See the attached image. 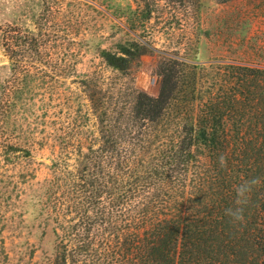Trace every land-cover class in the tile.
<instances>
[{"label":"trees","instance_id":"trees-1","mask_svg":"<svg viewBox=\"0 0 264 264\" xmlns=\"http://www.w3.org/2000/svg\"><path fill=\"white\" fill-rule=\"evenodd\" d=\"M140 16L151 18L149 5ZM132 17L125 24L136 31ZM116 48L100 56L122 73L149 51L128 40ZM158 69V95L136 91L123 106L84 78L98 135L83 142L73 127L54 141L47 191L24 169L32 152L23 135L9 129L0 138V264H23L8 244L14 224L51 232L52 249L36 264H264V69L227 65L231 80L206 91L198 88L203 66L168 58ZM25 97L1 98L0 133ZM18 165L15 176L2 170ZM252 179L259 183L245 221L233 224L225 210L236 206V186Z\"/></svg>","mask_w":264,"mask_h":264},{"label":"rangeland","instance_id":"rangeland-1","mask_svg":"<svg viewBox=\"0 0 264 264\" xmlns=\"http://www.w3.org/2000/svg\"><path fill=\"white\" fill-rule=\"evenodd\" d=\"M148 5L152 16L144 21L141 11ZM130 16L136 31L125 24ZM15 37L28 43L19 46ZM126 40L142 42L149 51L126 72H115L100 52H116V44ZM168 58L203 66L197 70L203 90L231 80V73L222 72L227 65L264 69V0H0V101L26 95L25 105L20 101L10 110L0 138L8 139L11 130L23 135L32 152L24 169L35 174V187L47 191L58 159L54 141L73 127L81 128L83 142L98 135L84 78L95 77L111 106H123L136 91L158 95V67ZM187 72L184 77L192 81ZM16 167L2 170L15 176ZM42 235L26 224L12 225L7 233L12 256L36 264L41 252L52 249L51 232Z\"/></svg>","mask_w":264,"mask_h":264},{"label":"clouds","instance_id":"clouds-1","mask_svg":"<svg viewBox=\"0 0 264 264\" xmlns=\"http://www.w3.org/2000/svg\"><path fill=\"white\" fill-rule=\"evenodd\" d=\"M221 166H225V157L221 155L219 157ZM259 183L258 179H252L236 186L235 191L237 193V199L235 201V207H230L225 210V215L231 218L233 224L243 223L245 221V206L248 203L249 194L253 187Z\"/></svg>","mask_w":264,"mask_h":264}]
</instances>
